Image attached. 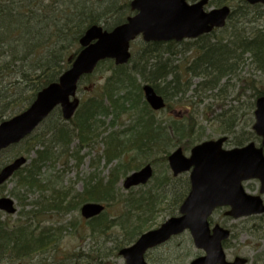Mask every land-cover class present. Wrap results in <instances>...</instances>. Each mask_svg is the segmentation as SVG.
<instances>
[{"label": "trees", "instance_id": "16d2710c", "mask_svg": "<svg viewBox=\"0 0 264 264\" xmlns=\"http://www.w3.org/2000/svg\"><path fill=\"white\" fill-rule=\"evenodd\" d=\"M129 3L0 0V122L24 110L40 89L58 80L88 27L97 24L110 30L123 23L132 14ZM224 5L231 12L223 28L179 42L141 40L129 63L101 61L79 83V89L91 87L93 94L83 99L73 119L65 121L56 109L26 138L29 147L22 154L30 163L10 179L17 183L11 192L21 193L23 206L29 194L36 193V198L27 203L31 207L23 209L19 220L3 219L0 211V264H105L156 224L151 221L161 203L167 204L163 209L170 208V216L178 213L190 182L188 175H172L167 156L173 149L189 151L205 137L211 138L206 136L209 126L226 135L227 144L261 141L252 129H239L244 114L239 113L248 109L251 122L256 100L264 94V6L247 0L209 2V6ZM98 73L103 76L95 81ZM145 83L166 101L161 111L144 99ZM177 109L181 115L174 113ZM121 120H130L124 130L117 129ZM99 140L105 145L107 164L127 153L129 159L116 163L107 177L89 176L82 191L60 186L63 174L55 171L58 163L82 164V150ZM146 163L163 168L151 182L159 190L175 191L172 196L133 189L126 196L121 192L120 179ZM49 171L51 176L46 174ZM87 201L103 203L106 210L86 221L92 233H78V250L59 249L66 227L46 225V218L80 209ZM114 205H121V211L109 218L108 208ZM113 228L117 233H109ZM87 238L91 242L83 245ZM153 251L147 254L151 260H155ZM53 254L60 256L50 260Z\"/></svg>", "mask_w": 264, "mask_h": 264}, {"label": "water", "instance_id": "95a60500", "mask_svg": "<svg viewBox=\"0 0 264 264\" xmlns=\"http://www.w3.org/2000/svg\"><path fill=\"white\" fill-rule=\"evenodd\" d=\"M209 0H131L134 12L125 22L111 30L101 25L86 29L79 40L80 50L70 67L56 82L40 90L33 102L21 113L0 123V153L30 135L57 107H61L65 120L71 119L80 105L77 87L83 75L92 73L97 64L112 59L117 65L131 59V42L141 37L145 42H167L195 39L223 27L230 14L224 5L206 9ZM250 4L264 0H247ZM144 98L154 110L165 108L166 102L155 88L146 83L142 87ZM253 130L262 137L260 145L250 142L240 147L224 148L226 136L202 141L194 145L190 155L181 147L168 155L174 176L190 171V190L182 202L179 215L165 220L159 227L142 233L131 245L120 249L123 264H149L145 260L148 250L167 242L175 235L190 231L197 249L204 251L189 264H246V257L226 258L222 242L230 231L219 224L210 227L209 217L217 207L229 206L226 215L234 218L264 213V94L256 100ZM27 163L18 156L0 169V185L6 183ZM153 176V166L147 163L131 172L123 182L125 189L146 184ZM260 181L259 194L248 193L243 181ZM105 209L100 202H86L81 215L90 219ZM0 210L7 214L17 211L9 196L0 197Z\"/></svg>", "mask_w": 264, "mask_h": 264}, {"label": "rangeland", "instance_id": "374dc122", "mask_svg": "<svg viewBox=\"0 0 264 264\" xmlns=\"http://www.w3.org/2000/svg\"><path fill=\"white\" fill-rule=\"evenodd\" d=\"M191 1V0H189ZM142 39L138 38L133 44H132V52L135 50V48L139 45L140 41ZM102 74L98 73L94 77L95 81H99L100 77L102 78ZM94 81V82H95ZM89 85V84H84ZM87 89V88H86ZM93 94L92 88L89 87L87 90L85 89H79L78 95L83 101V99L87 96H90ZM81 101V103H82ZM208 99H206V102ZM210 101H213L210 100ZM216 103V102H214ZM247 108V107H246ZM177 115H181V110L177 109L175 112ZM242 113H244L242 115ZM241 117V126H239V129L244 130H250L252 129L253 119L250 122L251 113L248 109H243L239 113V116ZM162 116V114H160ZM160 118V117H159ZM121 125L117 128L119 130L126 129L127 125L130 123V120H121ZM251 126H249L250 124ZM243 126V128H242ZM206 136H212L211 138H217L220 136V134L215 133L214 127H206ZM207 138V137H205ZM226 147H235L236 145L225 144ZM29 145L24 142H20L17 145H14L10 147L8 150L4 151L0 155V165L3 163H6L8 160L13 158L14 156L18 154H22L27 150ZM105 149V145L99 140L96 141L91 147H85L81 154L85 155L83 163L80 165H77L74 160L69 161L68 164L63 165L62 162L58 163L56 166V172L59 174L60 172L63 174L59 175L60 177V186L66 188H73L75 191H82L83 189V183L85 180L88 179L89 176L93 175L95 178H102L107 177V175L110 173L111 168L122 160H128L129 154H125L121 156L119 159L114 160L112 163L107 164L106 159L103 157V151ZM189 153V152H187ZM31 156H34V153L31 154ZM30 163V161H29ZM29 163L26 165L28 167ZM144 165V164H142ZM141 165V166H142ZM140 166V167H141ZM154 167V173H156V176H160L163 168L161 166ZM158 170V171H157ZM54 171V170H52ZM47 176L50 175V171L46 173ZM54 175V172L53 174ZM187 175V174H182ZM180 179H184L180 178ZM123 181L124 177H122L119 181V187L121 189V192L126 196L128 191L133 189L134 193H137L139 190H142L146 193L149 191L152 192H158L160 194H165L166 196H172V194L175 191L172 190H159L157 189L154 184H152V180L149 181L145 185H138L129 189H125L123 187ZM176 183L179 185V181H176ZM17 185L16 181H9L7 183V186L4 190H0V196H9L13 198L16 202V205L18 207V211L14 215H7L3 213V219H9L10 221L19 220L20 213L23 211V209L27 210L31 207V204H27L30 201H34L36 198V193L29 194L26 198L25 206H23V203L21 202V193L17 196L16 194H12L11 190ZM245 188L247 191L251 193H258L259 191V183L256 180H249L245 182ZM17 193V192H16ZM164 205H167L165 203H161V206L158 208V210L155 213L154 219L151 221L152 223H156L152 228H155L159 226L162 222H164L167 218L170 217L169 212L170 208H164ZM122 206L121 205H114L108 208L110 210L111 214L110 217L114 216V214H119L121 211ZM163 209V210H162ZM226 207L218 208L211 217V223L214 225L215 223H218L226 228L231 229L232 236L226 241L225 251L228 259H233L236 255H242L247 258H249L248 264H264V216H256L254 218H240V219H233L232 217L226 216L224 214ZM176 215V214H175ZM71 222H74L75 224L72 226L70 225ZM46 225H51L53 227H59L61 225H64L66 227V230L63 231V235L61 237V241L59 243V249H63L65 251H72L74 249H79L81 246V238L78 233H92L88 226L85 227L86 220L81 216L80 209H74L66 214H51L49 217L46 218ZM118 229L113 228L109 233H117ZM102 241V240H101ZM191 237L189 235V232H184V234L180 236H176L166 244L162 245V247L154 250L153 259L158 260L159 262H155V260H151L149 257H147V261L150 264H188L193 258L196 256H199L201 252H198L197 249L190 244ZM91 242L90 238H87L86 241L83 243L89 244ZM110 244V243H109ZM60 255L53 254L51 255V259L53 260L54 257H59ZM48 259V258H47ZM48 261V260H45ZM124 262V259L118 255L114 256L111 255L107 258V261L105 264H122ZM47 264V262H45Z\"/></svg>", "mask_w": 264, "mask_h": 264}, {"label": "flooded vegetation", "instance_id": "af4514ba", "mask_svg": "<svg viewBox=\"0 0 264 264\" xmlns=\"http://www.w3.org/2000/svg\"><path fill=\"white\" fill-rule=\"evenodd\" d=\"M259 192V191H258ZM263 200H264V194H263ZM256 216H260V217H263L264 216V214H260V215H251V216H248L249 218H254V217H256ZM228 239H229V237L227 238V239H225V241H223V245H224V247L226 246V241H228ZM238 256H242V255H236V256H234L233 257V259H231V260H234L236 257H238ZM230 260V259H229ZM249 261L250 260H248V262L247 263H249Z\"/></svg>", "mask_w": 264, "mask_h": 264}]
</instances>
